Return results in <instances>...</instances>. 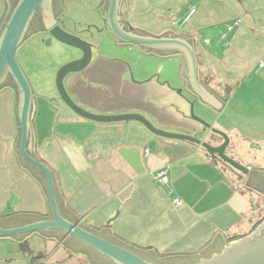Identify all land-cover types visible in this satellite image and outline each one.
<instances>
[{"label": "crops", "instance_id": "0c3cea01", "mask_svg": "<svg viewBox=\"0 0 264 264\" xmlns=\"http://www.w3.org/2000/svg\"><path fill=\"white\" fill-rule=\"evenodd\" d=\"M153 1L121 0L122 20L138 35L190 42L197 83L223 104L221 110L191 85L184 52L125 43L110 32H106L109 42L98 44L93 61L67 76L68 93L91 113L141 114L158 128L220 145L223 139L194 120L193 111L229 136L227 154L249 173L239 177L202 148L156 136L138 121L103 123L75 113L60 99L55 84L59 68L74 58L58 62L46 52L40 54V35L31 39L33 48L21 59L33 92L31 152L51 170L65 219L152 264H199L235 239L250 235L264 219V167H256L264 164V150L260 153L264 66L259 67L264 63V0H224L220 14L231 20L227 25L242 19L229 36L234 50L224 55L218 53L222 44L217 37L207 33L206 28L219 25L204 3H198L189 18L199 10L203 34L196 29L179 34L166 29L156 36L133 24L130 15L148 2L153 6ZM176 1L159 3L169 11L163 14L165 19L182 17L186 8L180 9ZM6 18L0 0V37ZM199 42L206 49L199 48ZM20 136L19 94L9 82L0 87V227L4 229L54 218L45 177L21 157ZM162 171L168 173L170 187L157 183ZM175 197L183 201L179 208L173 204ZM0 264L117 263L62 230H43L0 237Z\"/></svg>", "mask_w": 264, "mask_h": 264}, {"label": "water", "instance_id": "95a60500", "mask_svg": "<svg viewBox=\"0 0 264 264\" xmlns=\"http://www.w3.org/2000/svg\"><path fill=\"white\" fill-rule=\"evenodd\" d=\"M52 0H19L16 7L9 12V5L6 2L5 17L3 20V32L0 37V87L4 86L5 80L10 77L12 84L19 94V130L20 155L31 167L40 171L46 182L48 200L53 213V219L28 224L17 228L4 229L0 227V237H14L43 230H62L68 235L84 242L102 255L113 260L117 264H152L139 257L134 252L119 245L110 243L95 233L73 223L63 217L59 210L54 177L51 170L41 161L36 159L32 150L31 132V111L33 92L27 76L17 59V50L26 40L30 24L39 9L44 12L45 28L41 35H48L57 42L67 46L74 58L62 65L56 74V89L60 99L80 116L97 122H130L138 121L154 135L193 144L206 151L213 159L220 162L225 168L239 177L249 173V169L237 162L227 154L230 146L229 136L214 127L202 118L196 116L193 111L191 117L203 124L213 134L220 136L223 142L214 145L196 135L166 131L155 126L149 119L141 114L123 115H98L80 107L70 96L65 86V79L68 75L84 70L94 58V51L98 46L100 35L105 32L114 34L120 41L137 45L144 48L177 49L185 53L188 62L191 85L195 91L210 105L221 110L223 104L209 95L198 83L196 77L195 56L190 42L183 38H154L147 35L133 33L128 23L122 20L121 0H102L100 4V18L103 28L98 25H90L86 30L69 31L60 24L62 18H53L51 14ZM106 8V13H105ZM86 33L83 34L81 33ZM88 37V38H87ZM74 55V56H73ZM12 87V86H11ZM182 93L181 90H177ZM199 264H264V219L254 227L253 232L240 239H235L220 254L209 260L201 261Z\"/></svg>", "mask_w": 264, "mask_h": 264}, {"label": "rangeland", "instance_id": "374dc122", "mask_svg": "<svg viewBox=\"0 0 264 264\" xmlns=\"http://www.w3.org/2000/svg\"><path fill=\"white\" fill-rule=\"evenodd\" d=\"M18 1L19 0L13 1V3L11 4V9H14L16 7ZM101 2L102 0H65L64 4L62 5L65 16L62 18L60 24L64 22L65 24H63L62 26L68 28L69 31H73V32L75 30L74 26H77L76 29L78 31L86 30L88 27H90V25H98L100 28H103V24L101 23V18L99 14L101 12L100 9ZM172 2L173 0H162L161 2L160 0L158 1L154 0L153 6L150 5V3L148 2L147 7H145V9L143 8L142 5L140 7L141 9L140 12H135V14L130 15V20L132 21L133 24H137L138 26L141 27L142 30H144L147 34L150 35L157 36V34L162 33V31L166 29H169L177 34L190 33L196 29V30H202L201 34H203L205 30L204 25L201 28L198 27L199 26L198 23H200L199 22L200 20H197L200 18L198 14L199 10L198 13L195 16H193L189 21H187L185 24L184 23L181 25L172 24L173 20L178 21V23L183 22V20L185 19L184 17L185 14L188 11H190L192 8H195V10H197L196 6L198 5V3L201 2L200 5L204 3L206 4L207 7H209V9H211L209 10V15L211 16V18H214L216 24L219 25V26L214 25L211 29L206 28L208 35L211 38L217 37L218 39L217 42L222 44L221 47L219 48L222 52H218V53L220 55H224L234 50V43L231 44L229 39L230 38L229 36L232 34L231 32L228 33L226 39H222L223 34L226 33V26L228 22H231V20H229L228 18H224L220 14V10L224 7L223 6L224 0H177L175 4L179 6L180 9L185 7L187 10L185 9L183 14L181 15L182 17L175 16L172 19H165L164 17L167 15H163V14H169V11H165L159 8L158 7L159 3L166 6L171 4ZM1 3L3 5L5 12L6 3L4 2V0H1ZM81 34H83L84 37V34L86 33L82 32ZM109 37H110L109 34H107L106 32L103 33L102 35H100V39L98 40L97 44H99V46H101L102 44H107L109 42L108 41ZM31 39H33V37L26 38V40L17 50V59L20 65L22 64L21 59H23L25 55L31 52L33 48V46H31V44L33 43ZM37 39H38L37 43L40 46L38 50L40 54L46 52L45 54L56 57L57 59L55 61L58 62H62L63 60L72 57L71 50L67 46L65 45L64 47L59 46L61 44H56L57 41L49 37L48 35H42ZM33 40L35 41V39ZM215 42L216 41H213V43ZM225 43H228L227 47H223ZM198 47L199 48L202 47L200 42L198 44ZM35 49L36 47H34V50ZM201 49H206V48L202 47ZM263 150L264 148L261 149L260 153H262ZM260 165L264 167V164L257 163L256 165L257 169L260 168ZM258 200L260 201V198H258Z\"/></svg>", "mask_w": 264, "mask_h": 264}, {"label": "flooded vegetation", "instance_id": "af4514ba", "mask_svg": "<svg viewBox=\"0 0 264 264\" xmlns=\"http://www.w3.org/2000/svg\"><path fill=\"white\" fill-rule=\"evenodd\" d=\"M6 1L10 7L14 0H6ZM64 2H65V0H52L51 14H52L54 19L55 18H57V19L63 18L65 16L63 8H62V5L64 4ZM43 14H44L43 10L39 9L37 11V13L35 14L32 22L30 24L26 38L34 37V36L41 34L40 33L41 30H43L45 28L44 17H43L44 15ZM9 82H12V79L10 77H8L5 80L4 85L8 84Z\"/></svg>", "mask_w": 264, "mask_h": 264}, {"label": "built area", "instance_id": "2783aa9c", "mask_svg": "<svg viewBox=\"0 0 264 264\" xmlns=\"http://www.w3.org/2000/svg\"><path fill=\"white\" fill-rule=\"evenodd\" d=\"M195 12H196V10H195L194 8H192V9L190 10L189 16L184 20V24L189 20V18H190L192 15L195 14ZM172 23H173L174 25L179 24L178 21H176V20H173ZM241 23H242V19H236L233 25H227V27H226V28H227V32L222 36V39H226V38H227V34H228L229 32L234 31V29H235L236 27L240 26ZM205 43H206V44H211V41H210V40H205ZM224 45H225V46H228V43H225ZM263 66H264V63L261 62V63L259 64V67L261 68V67H263ZM148 150H149V149H146V150H145V154L148 153ZM210 159L213 160L212 157H210ZM156 181H157L158 184H160V185H162V186H165V187H170V185H171L170 177H169V175H168V173H167L166 171H162V172H160V173L156 176ZM173 204H174L175 207L179 208V207H181V206L183 205V201H182L179 197H175V198L173 199Z\"/></svg>", "mask_w": 264, "mask_h": 264}]
</instances>
